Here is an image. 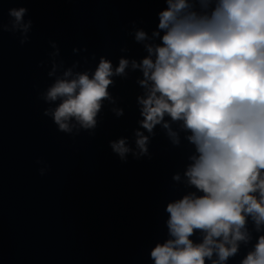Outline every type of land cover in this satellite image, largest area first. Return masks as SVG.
Listing matches in <instances>:
<instances>
[{
	"label": "clouds",
	"instance_id": "obj_1",
	"mask_svg": "<svg viewBox=\"0 0 264 264\" xmlns=\"http://www.w3.org/2000/svg\"><path fill=\"white\" fill-rule=\"evenodd\" d=\"M165 3L151 35L134 31L147 53L139 61L122 56L114 66L101 56L95 69L79 71V61L70 67L57 61L60 49L50 41L54 82L40 94L49 105L43 114L60 132L91 134L105 101L116 103L113 78L139 70L143 119L134 131L135 149L120 138L110 142L113 152L121 160L148 155L157 125L174 146L183 132L194 149L183 176L173 180L195 190L167 204L168 238L151 249L153 264H227L241 245L251 244L253 231L259 235L240 264H264V0ZM27 13L9 9L12 19L0 31L19 32L23 45L33 23L25 21ZM47 170L38 169L41 176ZM197 233L199 242L192 239Z\"/></svg>",
	"mask_w": 264,
	"mask_h": 264
}]
</instances>
